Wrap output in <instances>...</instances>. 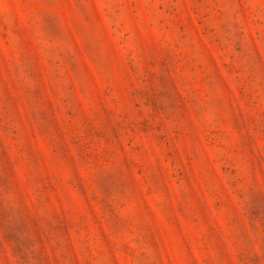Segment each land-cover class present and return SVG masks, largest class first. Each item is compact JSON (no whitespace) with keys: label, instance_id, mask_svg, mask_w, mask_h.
<instances>
[{"label":"rangeland","instance_id":"obj_1","mask_svg":"<svg viewBox=\"0 0 264 264\" xmlns=\"http://www.w3.org/2000/svg\"><path fill=\"white\" fill-rule=\"evenodd\" d=\"M0 264H264V0H0Z\"/></svg>","mask_w":264,"mask_h":264}]
</instances>
